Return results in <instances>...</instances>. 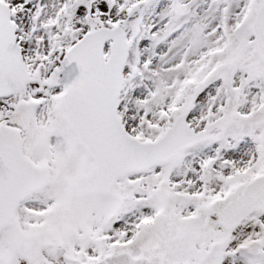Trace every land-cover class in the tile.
Instances as JSON below:
<instances>
[{
	"label": "snow or ice",
	"instance_id": "snow-or-ice-1",
	"mask_svg": "<svg viewBox=\"0 0 264 264\" xmlns=\"http://www.w3.org/2000/svg\"><path fill=\"white\" fill-rule=\"evenodd\" d=\"M0 264H264V0H0Z\"/></svg>",
	"mask_w": 264,
	"mask_h": 264
}]
</instances>
